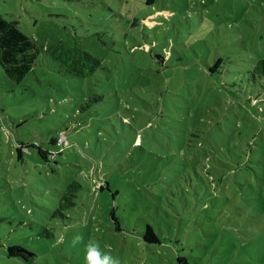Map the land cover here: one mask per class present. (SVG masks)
Segmentation results:
<instances>
[{
    "label": "rangeland",
    "instance_id": "374dc122",
    "mask_svg": "<svg viewBox=\"0 0 264 264\" xmlns=\"http://www.w3.org/2000/svg\"><path fill=\"white\" fill-rule=\"evenodd\" d=\"M0 13L42 49L99 60L73 76L42 51L19 82L0 67V264H86L90 239L120 264H264V0H0ZM61 133V153L17 157Z\"/></svg>",
    "mask_w": 264,
    "mask_h": 264
},
{
    "label": "trees",
    "instance_id": "16d2710c",
    "mask_svg": "<svg viewBox=\"0 0 264 264\" xmlns=\"http://www.w3.org/2000/svg\"><path fill=\"white\" fill-rule=\"evenodd\" d=\"M43 48L19 28L16 20L6 19L0 13V67L6 76L13 81L19 82L24 77L42 51L55 59L59 71L67 75L84 77L92 74L99 67L97 57L76 46L66 48L57 43ZM256 67L260 68L264 74V58L258 60ZM60 135L64 137L65 143L58 142ZM49 142L53 147L48 148L37 143L18 142L16 146L17 157L21 158L22 152L28 151L29 147H36L39 155L47 159L49 155L61 153L69 144L67 137L62 133L57 137H52ZM79 186V183L75 181L68 184L53 214L63 215V209L74 204L75 192ZM99 188H103V184H100ZM142 236L146 242H158V237L149 224L145 225ZM20 248L23 247L8 245L7 255L20 257L24 261H28L34 255L33 252L32 256H28L19 251ZM177 260L179 264H188L184 257L178 256Z\"/></svg>",
    "mask_w": 264,
    "mask_h": 264
},
{
    "label": "clouds",
    "instance_id": "9594fccd",
    "mask_svg": "<svg viewBox=\"0 0 264 264\" xmlns=\"http://www.w3.org/2000/svg\"><path fill=\"white\" fill-rule=\"evenodd\" d=\"M100 232V228H96ZM83 236L77 234L72 239V245L82 242ZM63 242V238L57 241V244ZM86 264H120V260L113 256L110 251H105L97 240L90 239L85 245Z\"/></svg>",
    "mask_w": 264,
    "mask_h": 264
},
{
    "label": "water",
    "instance_id": "95a60500",
    "mask_svg": "<svg viewBox=\"0 0 264 264\" xmlns=\"http://www.w3.org/2000/svg\"><path fill=\"white\" fill-rule=\"evenodd\" d=\"M18 250L21 251V252L26 253L28 256H32L33 255V252H31V251H29L27 249H24V248H20Z\"/></svg>",
    "mask_w": 264,
    "mask_h": 264
},
{
    "label": "built area",
    "instance_id": "2783aa9c",
    "mask_svg": "<svg viewBox=\"0 0 264 264\" xmlns=\"http://www.w3.org/2000/svg\"><path fill=\"white\" fill-rule=\"evenodd\" d=\"M58 142L59 143H61V142L65 143L66 141L64 140V137L62 135H60L58 138Z\"/></svg>",
    "mask_w": 264,
    "mask_h": 264
}]
</instances>
